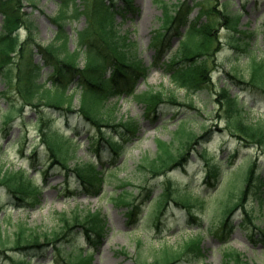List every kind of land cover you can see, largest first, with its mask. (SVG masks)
Wrapping results in <instances>:
<instances>
[{"label":"rangeland","instance_id":"rangeland-1","mask_svg":"<svg viewBox=\"0 0 264 264\" xmlns=\"http://www.w3.org/2000/svg\"><path fill=\"white\" fill-rule=\"evenodd\" d=\"M93 1L87 0L88 3ZM163 1L173 6L178 0ZM209 1L212 6L227 1V9L234 14H240L238 28L248 30L250 35L246 37L236 34L223 25L221 17L218 19L216 32L220 40L218 43L220 49H217L213 62L210 61L213 84L195 93H187L183 87L174 85L162 67L164 60L171 56L178 46L177 36H170L166 53L164 51L156 58L158 44H154V34L159 31L160 25L162 27L164 25L161 24L163 12L161 5L165 6V4L161 0H132L130 4L132 8L128 10L123 0L108 1L109 8L114 11L112 15L114 24L111 19L109 24L115 26L114 30L118 35H125V40L129 44L122 46V51L132 59L131 62L137 61L140 66L145 67L155 63L147 69V78L136 82L135 90H161L165 95L172 93L181 103L192 100L195 109L166 104L161 107L155 119L147 115L143 105L130 96L109 98L105 108L98 109V114H104L105 119L111 123L118 122L121 118L137 121L138 131L136 137L128 142L123 154L117 157L115 165L112 164V160L116 156L103 146L98 164L103 169L104 182L102 192L98 196L81 195L77 189L74 173L64 169L58 162L51 161L48 150L41 141L35 147L39 136L36 127L30 122V117L33 116L30 110L22 116L14 113L15 119L6 131L2 128L3 117L0 116V168H7L9 171L24 168L32 181L40 185L39 203L30 208L27 205L17 206V200L11 193L0 187V224L5 238L3 244L5 248H9L7 250H14L17 254L22 252L15 248L16 244L13 242L14 232L21 221L29 227L49 230L58 225V213L70 214L75 210L86 212L90 209L99 211L104 220L103 232L97 243L90 248L93 259L90 264H137L138 252L143 253L137 255L140 264H164L180 257L175 264H222L221 255L225 248H232L242 253L249 264H264V235L259 231H264V185L260 194L254 189L248 191L244 204L248 215H245L242 207H238L231 216L233 227L231 233L225 235L224 239L220 235L222 206L225 208L229 192L236 195L237 186L242 184L245 167L252 162L255 163L258 176L264 180V147H246L237 142L224 126L223 112L219 111L216 101L219 98L220 88L227 84L231 93H239V100L245 102L247 120L264 122L262 91L247 83H238L229 75L235 72L244 79L248 76L249 61L244 52L245 42L249 44L251 53L264 62V0ZM30 2H34L36 6H32ZM57 8V0H22V10L30 14L38 42L48 43L52 40L56 28L51 17L57 13ZM197 10L198 6H195L190 15L194 16ZM86 24L98 30L94 19L92 23H88L83 15L71 24L66 21L64 28L68 35H71L69 50H73L76 45L74 31L82 29ZM94 30L93 36L97 38ZM26 33V30L21 29V38ZM237 36H240L241 40L238 41L239 47L235 48L237 42L234 38ZM34 58L36 60L39 56L35 55ZM83 62L81 58L80 64ZM50 70L51 68H45V75ZM3 85L0 79V90ZM78 101L77 92L73 99L75 108L78 107ZM0 107L1 112L9 108L6 100L0 99ZM106 109L110 110L109 114H106ZM181 117L187 119L186 128L196 135L204 132L203 127L210 128L212 134L194 140L185 163L172 165L174 168L167 175L145 173L139 165L155 155L156 138L169 141L173 137L176 121ZM76 122L75 118L71 117L68 121L58 118L50 119L47 123L51 131L65 129L68 137L75 136V143L79 145L67 158L66 163L70 167L90 160L95 150V142H89L90 136L96 134L95 129H89L82 123L78 126L77 135L73 129H67ZM104 129L106 134L115 136L111 128L104 127ZM201 146L206 148L209 160L222 166L219 182L215 186L205 182L206 164L197 151ZM33 147L34 152H31ZM232 152L237 155L235 159L229 160ZM167 179L173 184L171 191L176 195L186 193L201 197V205L194 209L199 224L192 223L187 212L171 201V198L162 211L156 214L154 198L164 191ZM120 188L128 189L135 195L134 202L139 206L136 217L130 218L125 212L123 206L127 204L128 194L126 190ZM113 200L122 206L116 205ZM252 222L258 227L254 228ZM197 236L201 238L199 244L201 255L195 257L186 249L183 253L187 240ZM60 238L64 249L71 250L76 255L70 256L72 261H78L80 258L81 251L77 248H88V243L81 233L74 231ZM137 240H141V246L137 245ZM71 246L74 247L70 249ZM49 253L52 251L49 250ZM144 257L147 258L148 263L144 261ZM3 259H0V264H4ZM56 259L59 261V256L55 258L52 255L41 259L35 256L30 264H60L56 263Z\"/></svg>","mask_w":264,"mask_h":264},{"label":"trees","instance_id":"trees-1","mask_svg":"<svg viewBox=\"0 0 264 264\" xmlns=\"http://www.w3.org/2000/svg\"><path fill=\"white\" fill-rule=\"evenodd\" d=\"M128 4L130 3V0ZM82 8L75 0H58V12L52 18L56 25L54 38L47 44L39 43L35 40L33 34V20L30 14L22 10V0H0V15L2 17L0 27V77L4 80L7 87H11L15 92L16 98L20 100L12 107L20 112L25 105L47 110L72 112V95L68 94V89L72 83L75 84V90H80V108L79 115L84 119L85 123L91 127L97 128L99 137L104 139L108 144V148L114 153H121L125 143L131 140L130 136H134L135 127L129 128L127 123H105L109 127L123 128L116 129L119 138H105L104 132L101 130L102 116L97 115L99 106L103 105L104 99L108 94L123 93L131 94L135 100L145 105L146 111L154 116L159 113V108L163 104L169 103L174 105L180 104L176 97L171 93L165 95L162 91L143 90L134 91V83L141 75L143 76L144 67L130 66L124 55L118 53L119 38L115 36L114 31L110 29L109 21L112 18V12L107 7L104 0H94L88 3L82 0ZM181 2V1H180ZM176 4L174 14L167 15L165 18V30L162 34L174 30V34L183 37L179 43V60H171L164 65L170 73L172 82L184 87L187 91L195 92L197 90L207 88L211 84L210 68L206 62V56L213 55L217 50L216 43L218 37L216 35V21L218 16L223 18V24L235 29L238 24L239 15L233 16L223 7H209L202 5L198 13L190 18L189 13L191 6L186 2ZM32 6H36L34 2ZM70 12H69V10ZM101 12V13H100ZM84 15L88 23L94 19L99 29V37L97 39H87L91 34V30L85 27L76 32L78 44L70 51L68 49V36L64 31V20L67 17L73 19ZM205 15L203 21L201 17ZM21 26L27 30L25 39L20 40L17 29ZM186 26V31L181 34L179 29ZM161 34V36H162ZM237 41V40H236ZM163 42H161V45ZM85 48V51L81 49ZM239 47L238 44L234 45ZM249 51V50H248ZM40 56V61L34 60V55ZM80 54L85 55V64L81 68L78 66V58ZM205 57V59L203 58ZM250 61V74L248 81L254 86L264 89V63L262 60ZM52 66V72L47 80L42 82L39 80L41 76L42 66ZM109 68V75L104 74L106 68ZM238 82H244L236 73L230 74ZM226 88H221L219 102L222 104V110L225 113L226 126L237 135L241 141L261 145L264 144V124L252 123L247 121L243 113L242 104L238 102L237 95L231 96L226 92ZM5 97L10 98L7 89L0 92ZM71 96V97H70ZM19 103L18 107L16 105ZM42 112L48 115V111ZM53 110V111H52ZM38 113V112H37ZM68 117L67 114H63ZM39 114L35 120L40 135L47 146L54 151H69L72 147L73 138L67 137L63 131L49 132L44 131L46 122L43 115ZM8 115V119H11ZM180 127L176 129L175 137H177L180 148H176L173 142H165L157 140V152L154 157L149 159L145 164H140L142 169L156 175L163 171L168 165L179 163L180 159H184L185 147L189 145L192 135L187 134L183 128L185 123L179 120ZM182 122V123H181ZM130 125V123H129ZM179 128H181L179 130ZM114 129V128H113ZM115 130V129H114ZM135 131V132H134ZM49 133L50 135L46 134ZM97 147L101 148V142H96ZM179 161V162H178ZM219 167L210 165L207 172V179L217 177ZM249 171V175L250 176ZM78 182L86 194H96L102 183V175L95 168L93 163L87 165L84 170L78 171ZM0 184L8 188L17 201H21L36 192L37 186L25 179L21 173L10 174L0 170ZM170 183L167 185L169 191ZM162 193L157 197L159 210L164 207L162 204ZM156 200V201H157ZM198 202L196 198H186L180 205L189 210ZM237 204L228 209L226 216L236 208ZM228 219V218H227ZM96 221V214L89 213L83 217V214L74 213L70 216L65 213L59 215L58 229L51 231H39V228L27 227L24 223L19 222L15 231L14 243L20 246L19 249L25 250L26 254L14 257L9 254L3 246L5 239L0 229V257H4L11 264H28L30 261L28 253H43L48 246L58 250L56 247L59 237L67 234L72 228L80 229L83 234L89 238V224ZM225 224V222H224ZM30 248H33L31 251ZM226 260L238 261V254L227 252ZM28 259V260H27Z\"/></svg>","mask_w":264,"mask_h":264}]
</instances>
